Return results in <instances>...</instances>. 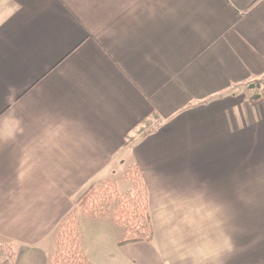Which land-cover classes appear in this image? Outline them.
I'll return each instance as SVG.
<instances>
[{"label": "crops", "instance_id": "0c3cea01", "mask_svg": "<svg viewBox=\"0 0 264 264\" xmlns=\"http://www.w3.org/2000/svg\"><path fill=\"white\" fill-rule=\"evenodd\" d=\"M127 166L154 239L94 243L89 264H264V0H0L15 264H49L79 197Z\"/></svg>", "mask_w": 264, "mask_h": 264}, {"label": "trees", "instance_id": "16d2710c", "mask_svg": "<svg viewBox=\"0 0 264 264\" xmlns=\"http://www.w3.org/2000/svg\"><path fill=\"white\" fill-rule=\"evenodd\" d=\"M137 171L139 172L137 166H130L124 174L123 178L133 183L132 190L125 195L118 194L114 184L100 182L84 191L76 202V209L80 212L93 217L108 218L113 225L120 227L124 235L119 245L150 243L154 239L148 188L143 176ZM73 221L72 216L68 215L56 230L55 238L58 239L56 244L60 247L59 250L64 254L70 252V255L67 254L61 258V262L57 260L55 264H89L87 255L81 254L75 243L71 248L69 242L65 243V234L69 232ZM66 247L70 249L68 252L65 251ZM16 257V247L11 243H0V264H15ZM51 257L50 255V260Z\"/></svg>", "mask_w": 264, "mask_h": 264}, {"label": "rangeland", "instance_id": "374dc122", "mask_svg": "<svg viewBox=\"0 0 264 264\" xmlns=\"http://www.w3.org/2000/svg\"><path fill=\"white\" fill-rule=\"evenodd\" d=\"M126 160L131 162L129 158H126ZM129 167H123V172L121 174H118V177L116 176L117 178H113V180L110 181H105L106 183L108 182L114 184L116 192L120 195H125L129 190H132L133 188L132 181L123 178L124 174L129 170ZM116 169L117 168L115 164L109 168V171L115 172ZM132 172L135 173L134 170ZM138 173L141 174V171L139 170ZM107 175L113 176L112 173H108ZM99 183H95L92 186H96ZM87 187L88 185H86L84 189H86ZM70 215L72 216V220L74 221L73 225L69 229V232H66L65 234L67 235L65 243L67 244L69 242V248H71V245L75 243L76 248L79 249L81 254H84L85 249L89 250L91 249V247L93 248L94 243L100 245L98 251H104L109 249L110 247L116 248L117 243H119L123 238L124 233L122 229L118 226L113 225L108 218L93 217L91 214H84L77 210L76 207H74V210ZM56 233L57 231L55 232V234ZM57 240L54 235V239L52 238L46 241L51 243L53 242L50 248V254L52 256L49 262L50 264H55L57 260L61 262L62 257L66 256L67 254L68 256L70 255V252L64 254L62 251L59 250L60 247L58 246V244H56V242H58ZM12 245L16 247V245ZM68 250L70 249H67L66 247L65 251L68 252Z\"/></svg>", "mask_w": 264, "mask_h": 264}]
</instances>
